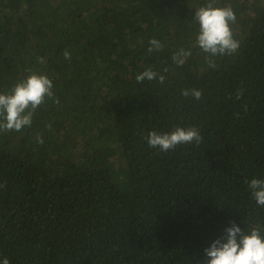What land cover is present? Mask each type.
Returning <instances> with one entry per match:
<instances>
[{"label": "trees", "instance_id": "1", "mask_svg": "<svg viewBox=\"0 0 264 264\" xmlns=\"http://www.w3.org/2000/svg\"><path fill=\"white\" fill-rule=\"evenodd\" d=\"M213 2L235 12L233 55L196 46L209 0H0V94L31 71L59 100L0 131V260L204 264L232 222L264 226L248 186L264 179V0ZM153 38L164 47L149 53ZM147 69L157 79L138 83ZM176 127L203 142L148 145Z\"/></svg>", "mask_w": 264, "mask_h": 264}, {"label": "clouds", "instance_id": "2", "mask_svg": "<svg viewBox=\"0 0 264 264\" xmlns=\"http://www.w3.org/2000/svg\"><path fill=\"white\" fill-rule=\"evenodd\" d=\"M199 25L196 36V46L209 57L233 55L237 53L240 42L234 38L231 24L236 22V15L230 7H216L213 0H209L206 6L200 7L194 16ZM148 52L163 49V44L153 38L149 41ZM192 55L190 49L180 48L172 56V60L178 66H183ZM66 60L71 59L67 50L64 52ZM39 63H44V58H39ZM209 66L214 67V61L208 60ZM167 71V69H165ZM158 73L147 69L136 76V81L142 83L145 79L152 81L157 79ZM159 82L163 84L165 77L159 75ZM202 91L197 89L183 90L185 97L192 96L199 100ZM243 91L239 92L237 99L242 98ZM47 99L59 103L53 92L52 80L44 74L31 72L28 77L15 84L10 94H0V131H21L24 127L32 125L36 110ZM50 127V125H49ZM147 143L152 148H159L162 152L175 150L180 145L203 142L199 130L195 127H176L171 132L159 133L155 130L149 132ZM37 142L42 144L43 139L37 137ZM252 190V196L256 204L264 207V179L253 178L248 182ZM241 228L235 222L224 231V235L214 240L210 247L204 249V264H264V226L254 225L250 228ZM0 264H10V260L4 257Z\"/></svg>", "mask_w": 264, "mask_h": 264}]
</instances>
